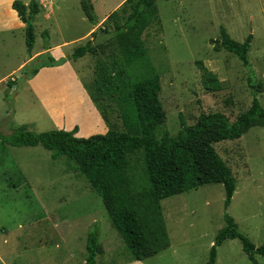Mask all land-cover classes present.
I'll return each instance as SVG.
<instances>
[{"label":"rangeland","instance_id":"rangeland-1","mask_svg":"<svg viewBox=\"0 0 264 264\" xmlns=\"http://www.w3.org/2000/svg\"><path fill=\"white\" fill-rule=\"evenodd\" d=\"M35 1L39 10L30 52L24 28L0 31V132L9 136L20 126L33 132L77 126L76 136L103 133L101 124L108 125L90 92L97 64L114 57L113 45L106 43L96 54L66 57L87 41L109 36L114 19L121 23L126 14L100 19L117 11L124 0H90L98 19L95 25L85 17L79 0ZM155 5L158 17L141 34L144 56L131 73L134 79L152 68L159 75L166 120L158 133L175 134L202 112L220 111L234 121L251 104L250 82H262L256 97L264 108V0H155ZM220 27L239 42L252 34L248 66L231 52L215 49ZM95 30L98 39L92 33L87 36ZM46 54L65 61L25 78ZM197 61L216 74L218 90L202 86ZM111 120L123 129L115 113ZM214 147L236 179L229 205L224 206L220 183L162 199L170 245L139 261L205 264L225 213L255 247L264 243V127L252 126L239 138L218 141ZM63 160H53L39 145L13 146L0 140V264H86V235L95 229L103 246L95 264H132L100 197ZM215 264H264V255L256 253L252 261L238 238H227L217 247Z\"/></svg>","mask_w":264,"mask_h":264},{"label":"trees","instance_id":"trees-1","mask_svg":"<svg viewBox=\"0 0 264 264\" xmlns=\"http://www.w3.org/2000/svg\"><path fill=\"white\" fill-rule=\"evenodd\" d=\"M79 2L85 17L96 24L97 16L90 0ZM38 6L35 0H30L28 5L19 0L12 2V8L25 24L28 52L34 45L33 19ZM119 12L126 17L121 23L114 19V29L109 36H101L98 42L87 41L66 57L76 59L87 53L96 54L106 43L113 45L114 57L97 64L94 89L89 91L92 102L108 125L107 131L84 137L75 135L77 126L71 130L59 128L41 132L20 126L9 136L0 132V140L13 146L39 145L50 151L53 160L64 157L63 161L100 197L130 258L144 260L170 245L160 204L162 199L201 185L220 183L224 189V206L229 205L236 179L214 143L237 139L252 126L264 127V108L256 97L263 84L250 82L254 93L251 104L234 121L220 111L202 112L193 124L183 123L175 134L168 131L158 133L166 120L159 97V75L152 68L134 79L131 73V67L144 56L141 34L151 20L158 17L155 0H125L107 19L116 18ZM97 33V30L92 32L94 39H98ZM251 40L252 34L249 33L242 42L236 41L224 27H220L215 49L231 52L248 66ZM64 61V57L55 59L50 54L40 56L24 77L32 78L41 67L59 65ZM196 63L202 86L208 91L218 90L220 81L216 74L203 62ZM114 113L121 119L123 129H117L113 124L111 117ZM227 238H238L252 261L256 253L264 255V243L255 247L237 230L233 217L225 213L224 225L215 235L205 264H215L217 247ZM85 247L86 264H95L96 257L103 251L96 229L87 233Z\"/></svg>","mask_w":264,"mask_h":264},{"label":"crops","instance_id":"crops-1","mask_svg":"<svg viewBox=\"0 0 264 264\" xmlns=\"http://www.w3.org/2000/svg\"><path fill=\"white\" fill-rule=\"evenodd\" d=\"M13 0H0V31L1 30H8L11 29L10 31H13L14 26H17V28H24V23L19 19L16 11L11 7V3ZM123 1V0H122ZM121 1V2H122ZM125 1V0H124ZM123 1V2H124ZM121 2H118L116 4V6H118ZM26 2H24L25 4ZM111 13V12H110ZM109 13V14H110ZM108 14V15H109ZM107 16L102 17L100 20L103 21V19H107ZM98 22V19H97ZM95 25V24H94ZM87 36H90V33L92 32H86ZM85 33V34H86ZM86 36V37H87ZM49 51H54L53 47L49 48ZM56 58V57H55ZM65 66L67 65V62L64 63ZM91 110H93V107L89 110V112H91ZM103 122V121H102ZM102 126V132L105 133L107 131V127L104 124H101ZM71 128V127H70ZM82 134V133H81ZM88 134V133H87ZM87 136V135H86ZM132 264H144L143 261H139V260H134L133 262H131Z\"/></svg>","mask_w":264,"mask_h":264}]
</instances>
